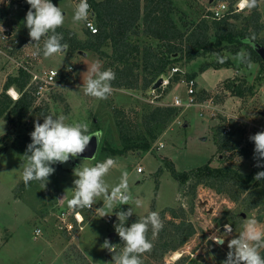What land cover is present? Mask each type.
<instances>
[{"label":"rangeland","instance_id":"obj_1","mask_svg":"<svg viewBox=\"0 0 264 264\" xmlns=\"http://www.w3.org/2000/svg\"><path fill=\"white\" fill-rule=\"evenodd\" d=\"M13 1L0 0V5L6 2L8 5ZM183 1L176 0L179 7L173 16L183 32L188 31L192 22H199L208 10L217 7L220 3L228 6L236 3L234 10L245 17L251 16L257 8L261 16L260 23L264 26V0H258L255 8L246 7L243 10L239 9L242 0H188L189 6ZM52 2L60 6L65 15L64 24L59 28L72 32L79 40H85L87 32L84 27L85 22L74 23L72 19L75 5L79 0ZM26 6L30 8L26 0H19L10 15L9 22L2 27L10 31L22 24L27 13ZM212 19L210 18L209 21ZM236 24L243 27L242 20ZM260 39L264 40V31L260 34ZM28 42L32 45L28 46L27 52H38L39 59L35 62V66L46 71L58 70L60 72L58 83L48 99L40 102L24 123L13 126L4 117L0 118V149L10 146L13 141L24 135H29L34 131V122L39 119L40 123H43V117L46 115L54 117L64 115L67 118L66 123L86 122L90 131L102 133V141L94 160H78L70 170H64L62 166L59 168L56 164L52 165L56 171L50 175L48 181L34 180L27 188H21L24 183L23 169L20 168L24 159L23 154L9 147L0 156V264H110L113 253L103 249L101 245L106 238L109 240L110 233H115L111 244L116 246L115 252L121 251L124 245L114 229V224L118 223L115 213L121 210L127 211L131 207L134 212L126 222V226L152 211H157L163 222V228L170 234L173 230L169 222L174 220L173 216L171 213H166V217L163 218L161 213L172 208L180 215V218L174 220L176 224L184 221L186 228L192 226L195 230V235L176 252L164 254L151 250L142 254L140 258L143 264H221L229 251L228 240L239 235L244 219L255 217L259 226L264 229V200L258 208L248 210L247 202L244 201L247 194L242 195L238 203L233 202L228 195L218 194L203 186H199L196 193L192 194V182L181 186L172 175L173 169L179 173L191 172L209 162L213 167L230 166L245 175H255L258 171H264V168L255 167V145L249 139L251 135L264 131V70L260 64L251 62L252 66L249 68L246 63L233 59L236 55L234 53L236 45H231L230 50L222 49L206 57L197 58L184 67L178 64L187 75L197 74L196 100L199 104L205 103L209 108L177 107L180 110L179 116L153 143L149 152L128 151L125 155L114 157L103 147L122 148L123 146L117 127L116 111L123 112L124 116L121 118L129 125L141 127L145 108L174 107V98L177 95L187 100L185 84L187 75L183 76L180 82L172 83L163 92V96L154 102L155 104L151 102L154 97L151 90L153 87L148 90H143L141 87L136 90L112 87L111 95L107 99H97L84 94L83 80L87 79L88 66L95 61L100 62L101 70H113L112 43L108 42L104 45L103 51L106 53L104 56L92 51L72 52L68 47L63 53L45 58L42 51L43 38L39 46L31 40ZM132 42L142 50L149 40L140 35L131 38ZM6 44H12V41L0 43L3 50L0 57V92L10 76L18 75L15 62L10 58H16L17 54L11 53ZM242 49L248 55L246 47L243 46L240 51ZM215 53H218L229 65L222 68L214 66L202 72L201 66L206 63L221 64ZM230 78H237L240 82L246 80L250 86H253L254 96H247L244 99L232 96L226 89ZM141 84L142 78H140V86ZM13 91L16 92V96L11 94ZM158 93L159 90L156 94ZM10 94L12 99L19 95L16 90H12ZM232 122L238 129L245 130L242 149L221 154L218 152L216 139L220 135H225L222 128L227 129ZM238 129L235 130L236 134L239 132ZM159 143H163L165 148L158 150ZM242 150H246V153H241ZM107 157L116 160L114 167L104 177L109 186L119 183L122 172L129 173L131 195L129 205L116 204L113 209L106 210L108 214L116 216L114 223L109 224L105 221L107 216L101 217L102 197L96 198L94 202L96 212L84 211L88 223L86 229L81 235L67 233L62 226L61 214L65 210H70L67 203L73 196L71 189L76 178L73 170L81 164L94 166ZM139 168L142 171H139ZM256 183L264 188V179ZM136 199L142 201V206L136 207L134 204ZM226 224L232 226L233 232L225 237L223 246H218L209 240V237L213 233L222 234ZM39 229L42 233L36 237V230ZM160 234L161 230L153 234L149 226L146 237L153 243ZM153 253L156 255L153 256ZM178 253L180 258L176 260L175 255ZM260 253L263 256L264 249H260Z\"/></svg>","mask_w":264,"mask_h":264},{"label":"trees","instance_id":"obj_2","mask_svg":"<svg viewBox=\"0 0 264 264\" xmlns=\"http://www.w3.org/2000/svg\"><path fill=\"white\" fill-rule=\"evenodd\" d=\"M184 1L189 6L190 2ZM88 2L91 6L89 14L99 28L97 35H91L87 31L86 39L79 40L67 30L58 28L57 32L63 34L62 43H67L72 52L92 51L104 56L106 55L103 51L104 45L108 42L112 43L114 47L112 65L115 79L111 82V86L114 88L151 89L162 75L167 74L178 64L184 67L195 59L206 57L218 50H230L231 45H236L235 54L243 46L246 47L251 62L260 64L264 70L262 59L251 46L252 44L264 46V40L260 39L264 26L260 23L261 16L257 8L251 16L245 17L234 10L236 3H233L230 6L227 5V11L219 20L212 19V12L208 10L199 22H192L188 31L183 32L173 18L179 7L176 0H88ZM18 3L19 0H14L8 5H0V28L9 22L10 15ZM25 9L29 10L27 6ZM210 18L212 21H209ZM240 20L243 21L242 28L236 24ZM10 33V38L17 39L20 44L30 41L29 30L24 23L10 30ZM140 35L149 40L142 50L133 42L131 43V38ZM253 35L255 36L254 41L246 39ZM226 65L229 63H206L201 66V71L206 72L211 67L222 68ZM196 76V73L188 74L186 79H195ZM140 78H142L141 86ZM180 81L181 78L177 75L172 83ZM29 83L30 75L20 70L18 75L8 78L0 92V118L4 117L13 126L24 123L36 105V98L31 93L25 92ZM11 88H15L21 94L17 101H14L8 94ZM226 89L234 97L244 99L247 96H254V88L246 80L240 82L237 78H232L226 84ZM179 111L177 107L156 106L152 108L149 106L143 111L141 127L129 125L121 118L124 116L123 112L116 111L117 127L123 146L122 148L104 146L103 148L109 150L114 157L125 155L128 151L147 153L152 149L153 143L179 116ZM230 128L231 132L226 133L223 127L222 132L225 135H220L216 139L218 152L221 154L242 149L245 130L238 129L233 122ZM236 129L239 130L237 134ZM29 143H31L30 134L24 135L13 141L10 146L1 148L0 156L9 147L24 155ZM241 153H246V150H242ZM56 165L59 168L61 166ZM172 175L181 186L192 182V194L196 193L199 186H203L218 194L228 195L236 203L241 201L242 195L247 194L244 201L247 202L248 210L258 208L264 200V188L256 183L255 175L242 174L230 166L213 167L209 162L191 172L179 173L173 169ZM33 182L30 181L27 186L23 183L21 188H27ZM80 211L86 216L82 209ZM166 213H171L174 220L180 218L175 209H167L161 213V217H166ZM174 220L169 222L172 233L168 234V230L163 228L159 238L152 243L154 252L164 254L171 251L176 252L195 235L192 226L186 228L184 221L176 224ZM177 239H179L178 242Z\"/></svg>","mask_w":264,"mask_h":264},{"label":"clouds","instance_id":"obj_3","mask_svg":"<svg viewBox=\"0 0 264 264\" xmlns=\"http://www.w3.org/2000/svg\"><path fill=\"white\" fill-rule=\"evenodd\" d=\"M26 2L30 8L23 23L29 30L30 40L35 42L34 44L39 46L43 38V56L47 58L66 51L68 44L62 43L63 34L57 32V29L65 21L61 7L54 5L52 0H26ZM257 2L258 0H242V5L252 9L257 6ZM90 7L88 0H79L74 8L73 22L87 23ZM87 26L92 28L90 23ZM92 31L95 32L96 29L92 28ZM246 39L254 41L255 36ZM251 46L255 47L254 44ZM215 55L220 63L224 62L218 53ZM233 59L246 63L249 68L252 66L250 55H246L243 49ZM87 73V79L83 80L82 86L84 94L97 99H107L112 92L111 82L115 79L114 70H101L100 62L95 61L91 66H88ZM66 119L64 115L57 117L46 115L43 117V123H40L39 119L34 122V131L30 133L31 143L27 145L23 155L24 159L20 165V168L23 169L22 179L26 186L34 180L48 181L50 175L56 171L52 165L67 163L71 158H76L84 153L93 137L96 138L97 143L100 142L102 137L100 131H90L86 122L66 123ZM249 139L255 145V167L264 168V131L251 135ZM94 158L95 155L90 159ZM115 164L114 158L107 157L91 167L82 164L76 167L73 170L76 177L73 181L74 187L71 189L73 196L68 200V208L70 210L91 208L96 198L102 197L100 212L101 217H105L109 215L106 210L113 209L114 205H129L131 199L129 173L122 172L119 183L114 186H109L104 180ZM254 179L256 181L264 179V171H258ZM134 204L136 207H140L142 201L136 199ZM133 212L131 207L127 211L121 210L115 213L118 223L114 224V229L124 246L117 253L115 252L116 246L112 245L107 238L104 240L101 247L113 253L110 264H143L141 255L150 252L153 247L151 241L146 237L149 226H151L153 234L163 229L164 225L157 211H152L131 223L130 226H126V222ZM232 232V226L226 224L222 234L213 233L209 240L218 246H223L225 237L230 236ZM37 234H39V230H37ZM227 246L229 251L221 264H264V256L260 253V249H264V229L259 226L255 217H247L243 220L239 235L228 240Z\"/></svg>","mask_w":264,"mask_h":264},{"label":"built area","instance_id":"obj_4","mask_svg":"<svg viewBox=\"0 0 264 264\" xmlns=\"http://www.w3.org/2000/svg\"><path fill=\"white\" fill-rule=\"evenodd\" d=\"M228 6L225 3H220L217 7L210 9L209 11L212 12V18L215 20H219L223 17L225 12L227 11ZM242 10L243 8H240ZM90 23L92 25V28H95L96 31L93 32L92 28H89L87 25ZM85 29L90 32L91 35H97L99 33V28L95 24L94 20L91 18V15L89 14V20L88 22L84 23ZM5 30L0 29V43L5 44L9 37L6 35ZM28 43L20 44V42L17 39H13L12 44H6V46L10 49L11 53L17 54L16 58L10 57L12 60H14V66L18 69V72L20 70H23L27 72L30 75V83L26 87L25 92L31 93L34 98H36V105H39L40 102L43 100L48 99L49 95L51 94L52 90L55 88V86L58 83V78L60 75V72L56 69L51 70H43L41 67L35 66V62L38 61V52L32 51L27 52L28 50ZM15 50V51H14ZM3 54L2 48H0V55ZM57 74V75H56ZM179 75L182 79L183 76L185 77V72L183 69L179 66L173 67L167 74L162 75L160 78H162V85L160 87V90L158 94V90H152V95L154 96L151 100L153 104L154 102L158 101L162 96L163 92L166 91L172 84V81L174 80L175 76ZM185 80H187L185 78ZM185 84L187 86V94L188 98L187 100H183L180 96H175L174 98V107H186L190 108L192 106H200L202 108H209V106H205V103L199 104L196 100L195 94H196V81L195 79L187 80L185 81ZM13 89H10L8 91V94ZM16 90V89H15ZM17 91V90H16ZM18 92V91H17ZM17 97H13L14 101H17L21 94L18 92ZM11 95V94H10ZM17 95V94H16ZM167 107V106H166ZM202 116H204V113H202ZM226 133L231 132V128L228 127L225 128ZM165 148V145L163 143L158 144V150H162ZM139 171H142L141 168H139ZM83 211H91L96 212L95 205L93 204L91 208H83ZM116 219V216L113 214H110L106 217V222L109 224H113ZM61 222L63 223V229L69 233V234H78L81 233L86 226V219L84 214L80 211V209L76 210H65L61 214ZM42 230L39 229V234H37L36 230V237L41 235Z\"/></svg>","mask_w":264,"mask_h":264},{"label":"water","instance_id":"obj_5","mask_svg":"<svg viewBox=\"0 0 264 264\" xmlns=\"http://www.w3.org/2000/svg\"><path fill=\"white\" fill-rule=\"evenodd\" d=\"M6 35L11 36L10 32H6ZM255 47V51L257 52V54L260 56V58L262 59L263 63H264V46L260 45V44H254ZM162 85V78L158 79L156 81V83L153 86L154 90H158L160 89ZM101 141H102V137L100 139V142L97 143L96 138L93 137L92 140L90 141L89 146L86 148L85 152L80 154L78 157L76 158H71L67 163H63L61 164L62 168L64 170H70V168L74 165V163H76L78 160H94L99 152L100 146H101ZM95 155L94 159H90L91 157H93ZM115 233H111L109 235V241L112 242L114 237H115Z\"/></svg>","mask_w":264,"mask_h":264},{"label":"crops","instance_id":"obj_6","mask_svg":"<svg viewBox=\"0 0 264 264\" xmlns=\"http://www.w3.org/2000/svg\"><path fill=\"white\" fill-rule=\"evenodd\" d=\"M52 1H53V0H52ZM5 4H7V2H6ZM184 7L187 9L186 6H184ZM65 14H66V13H65ZM0 29H1V30H5L3 27H1ZM5 31L10 32V31H8V29L5 30ZM8 37H9V40H8V41H10V40L13 41V38H10V36H8ZM0 48H1V47H0ZM14 51H15V50H14ZM1 56H2V54L0 55V57H1ZM179 67H180V66H179ZM181 68H182V67H181ZM182 69H183V68H182ZM183 71H184V69H183ZM184 72H185V71H184ZM185 75H187L186 72H185ZM232 77H233V76H232ZM185 78H186V77H185ZM196 83H197V82H196ZM11 89L15 90V88H11ZM34 106H35V107L32 109V111H33L38 105H34ZM109 215H110V214H109ZM113 215H114V214H113ZM87 222H88V221H87ZM86 224H88V223H86ZM86 226H87V225H86ZM85 229H86V227H85ZM85 229H84V230H85ZM84 230H83V231H84ZM83 231H82V232H83ZM110 234H111V233H110ZM110 234H109V235H110ZM80 235H81V233H80Z\"/></svg>","mask_w":264,"mask_h":264},{"label":"bare ground","instance_id":"obj_7","mask_svg":"<svg viewBox=\"0 0 264 264\" xmlns=\"http://www.w3.org/2000/svg\"><path fill=\"white\" fill-rule=\"evenodd\" d=\"M242 5V4H241ZM241 8H246V6H244V5H242V6H240ZM11 94H13L14 96H16V92H12ZM180 258V254L178 253V254H176L175 255V259L177 260V259H179Z\"/></svg>","mask_w":264,"mask_h":264}]
</instances>
